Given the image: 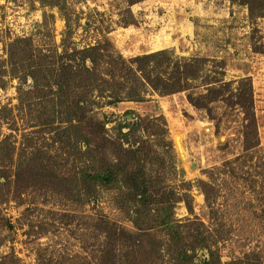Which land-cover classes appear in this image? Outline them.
I'll use <instances>...</instances> for the list:
<instances>
[{"label": "rangeland", "instance_id": "obj_1", "mask_svg": "<svg viewBox=\"0 0 264 264\" xmlns=\"http://www.w3.org/2000/svg\"><path fill=\"white\" fill-rule=\"evenodd\" d=\"M17 36L59 52L99 43L102 70L163 49L197 66L182 80L187 89L167 95L118 69L92 95L89 113L107 137L149 150L147 173L183 198L173 212L184 233L196 228L221 264H264V15L234 0H0L2 58ZM161 60L151 64L165 74ZM3 79L0 264H185L169 252L164 206L141 207L120 181L98 185L87 202L84 162L70 150L62 157L53 134L35 123L31 79ZM131 89L145 100L125 98ZM113 92L124 100L113 101ZM141 119L128 138L121 134ZM100 220L110 232L96 228ZM194 255L201 264L210 252Z\"/></svg>", "mask_w": 264, "mask_h": 264}, {"label": "trees", "instance_id": "obj_2", "mask_svg": "<svg viewBox=\"0 0 264 264\" xmlns=\"http://www.w3.org/2000/svg\"><path fill=\"white\" fill-rule=\"evenodd\" d=\"M234 1L248 5L252 16L264 15V0ZM7 52L8 59L0 56V83L7 72L25 82L31 79L34 88L31 91L34 93L33 100L39 107L35 123L39 124L41 131H45L44 135L53 134V141L59 142L62 157L70 150L73 151L74 159L79 158L84 162L82 180L87 189V202L93 198L98 185H113L120 181L129 190L131 198L141 207H151L153 204L164 206L160 220L170 238L169 252L178 263L200 264L194 263L193 258L196 248L202 247L209 249L210 257L204 259L201 264H221L220 260L215 258L212 246L199 237L196 228H190L184 233V226L174 219L173 207L183 198L174 189L168 190L161 185L159 175L150 176L147 173L145 162L152 159L149 150L146 151L145 146L141 144L136 146V142L125 147L120 139L107 137L104 123L97 121L89 113L93 104L92 95L97 89L104 91L101 87L104 83L114 81L118 69L121 72L129 71L137 81L144 79L153 90L167 95L187 89L182 80L187 82L188 76H196L194 70L198 72L197 66L194 67L189 60L182 59V62L174 59L168 50L163 49L133 58V65L130 66L124 59H112L117 68L102 70L99 64L105 54L102 53L99 43L83 48L66 46L59 52L57 47H40L35 44L33 38L24 36H17L10 41ZM160 57L163 58L159 61L160 64L168 69L165 74L160 70L158 73L154 72L158 70L151 64ZM6 63L9 64L8 70ZM137 71L140 72L139 76ZM110 96L115 102L124 100L118 93L113 92ZM125 98L145 100L137 89L128 91ZM131 115L132 111L126 112L127 118ZM162 118L166 122L164 115ZM142 122L143 119L124 123L121 134L128 138L136 127L143 124ZM123 128L129 130L123 131ZM141 140L148 142L147 139ZM113 148L117 150V157L108 160V152H113ZM49 158L51 160V157ZM46 162L48 163L43 169L50 168L51 162ZM132 163H138L137 169H131ZM108 224L105 220H100L96 223V228L98 226L110 232ZM107 254L109 252L103 255L105 259L110 258Z\"/></svg>", "mask_w": 264, "mask_h": 264}, {"label": "bare ground", "instance_id": "obj_3", "mask_svg": "<svg viewBox=\"0 0 264 264\" xmlns=\"http://www.w3.org/2000/svg\"><path fill=\"white\" fill-rule=\"evenodd\" d=\"M176 141H177V140H176ZM177 143H178V142H177ZM177 143H176V144H177ZM177 147H178V146H177ZM179 151H180V150H179ZM180 153H181V151H180ZM181 154H182V153H181Z\"/></svg>", "mask_w": 264, "mask_h": 264}, {"label": "water", "instance_id": "obj_4", "mask_svg": "<svg viewBox=\"0 0 264 264\" xmlns=\"http://www.w3.org/2000/svg\"><path fill=\"white\" fill-rule=\"evenodd\" d=\"M183 157V156H182Z\"/></svg>", "mask_w": 264, "mask_h": 264}]
</instances>
